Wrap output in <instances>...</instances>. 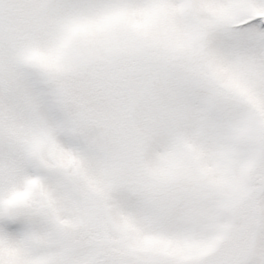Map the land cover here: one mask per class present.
I'll return each instance as SVG.
<instances>
[{
	"label": "snow or ice",
	"instance_id": "snow-or-ice-1",
	"mask_svg": "<svg viewBox=\"0 0 264 264\" xmlns=\"http://www.w3.org/2000/svg\"><path fill=\"white\" fill-rule=\"evenodd\" d=\"M0 264H264V0H0Z\"/></svg>",
	"mask_w": 264,
	"mask_h": 264
}]
</instances>
